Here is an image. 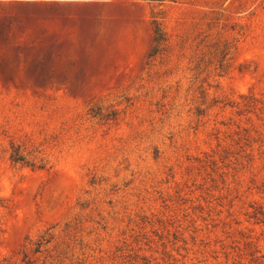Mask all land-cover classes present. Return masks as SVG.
<instances>
[{
  "label": "rangeland",
  "instance_id": "1",
  "mask_svg": "<svg viewBox=\"0 0 264 264\" xmlns=\"http://www.w3.org/2000/svg\"><path fill=\"white\" fill-rule=\"evenodd\" d=\"M0 264H264V0H0Z\"/></svg>",
  "mask_w": 264,
  "mask_h": 264
},
{
  "label": "trees",
  "instance_id": "2",
  "mask_svg": "<svg viewBox=\"0 0 264 264\" xmlns=\"http://www.w3.org/2000/svg\"><path fill=\"white\" fill-rule=\"evenodd\" d=\"M23 1H29V2H33V3H37L40 6L43 7H49L52 9H63L66 7H69L71 4L73 3H85L86 5H91L93 4L96 0H12V2L15 3H20ZM162 40L161 37H156L155 41L158 43ZM12 158L14 161L16 162H21L24 161V157L21 156L20 154L16 153L14 155H12ZM44 240V239H43ZM43 245V243H41V246ZM38 252V250H37Z\"/></svg>",
  "mask_w": 264,
  "mask_h": 264
}]
</instances>
